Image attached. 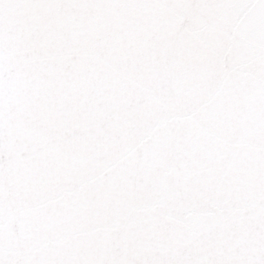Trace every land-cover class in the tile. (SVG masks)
I'll return each instance as SVG.
<instances>
[{
    "label": "snow or ice",
    "instance_id": "1",
    "mask_svg": "<svg viewBox=\"0 0 264 264\" xmlns=\"http://www.w3.org/2000/svg\"><path fill=\"white\" fill-rule=\"evenodd\" d=\"M0 264H264V0H0Z\"/></svg>",
    "mask_w": 264,
    "mask_h": 264
}]
</instances>
